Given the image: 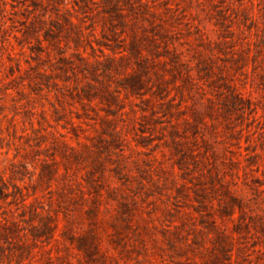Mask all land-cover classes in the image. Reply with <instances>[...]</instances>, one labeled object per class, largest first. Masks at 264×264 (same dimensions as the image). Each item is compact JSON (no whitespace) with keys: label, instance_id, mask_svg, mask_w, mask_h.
Here are the masks:
<instances>
[{"label":"rangeland","instance_id":"1","mask_svg":"<svg viewBox=\"0 0 264 264\" xmlns=\"http://www.w3.org/2000/svg\"><path fill=\"white\" fill-rule=\"evenodd\" d=\"M0 264H264V0H0Z\"/></svg>","mask_w":264,"mask_h":264},{"label":"trees","instance_id":"2","mask_svg":"<svg viewBox=\"0 0 264 264\" xmlns=\"http://www.w3.org/2000/svg\"><path fill=\"white\" fill-rule=\"evenodd\" d=\"M47 228L50 229V226H47ZM90 234H91V240H90V243L93 245V247H96V246H97V241L95 240L96 238H94V237H96V236H94L93 233H90ZM83 238H88V237H83Z\"/></svg>","mask_w":264,"mask_h":264}]
</instances>
